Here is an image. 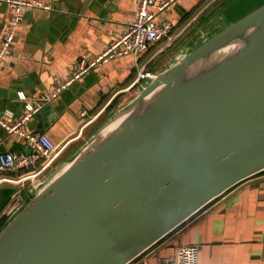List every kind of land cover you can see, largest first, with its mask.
<instances>
[{"label":"water","instance_id":"1","mask_svg":"<svg viewBox=\"0 0 264 264\" xmlns=\"http://www.w3.org/2000/svg\"><path fill=\"white\" fill-rule=\"evenodd\" d=\"M197 63L201 76L184 81ZM263 171L264 4L192 41L20 210L3 212L0 264H129Z\"/></svg>","mask_w":264,"mask_h":264},{"label":"crops","instance_id":"2","mask_svg":"<svg viewBox=\"0 0 264 264\" xmlns=\"http://www.w3.org/2000/svg\"><path fill=\"white\" fill-rule=\"evenodd\" d=\"M40 1L48 9L21 14L11 53L0 63V118L8 123L23 115L25 104H33L40 95L64 84L77 62L103 51L135 20L141 0ZM241 2L245 0H176L163 11L152 7L157 23L171 22V39L152 44L137 61L128 56L95 67L34 114L25 126L26 132L48 136L61 148L59 157L67 160L113 111L138 94L146 81L135 84L139 65L154 74L165 70L197 40L195 34L189 37L212 22L216 12L221 17L218 25L238 18ZM13 17L14 13L0 4V41ZM183 40V46L175 49ZM17 94L24 95L25 100ZM83 111L85 118L80 116ZM26 149L23 138L9 135L0 127V154H20ZM40 167L38 161L22 172L19 169L8 172L11 175H0V216L16 191L24 202L31 197L28 185L17 180ZM185 245L198 247V264H264V171L213 200L142 256L147 262V257L153 256L156 264Z\"/></svg>","mask_w":264,"mask_h":264},{"label":"built area","instance_id":"3","mask_svg":"<svg viewBox=\"0 0 264 264\" xmlns=\"http://www.w3.org/2000/svg\"><path fill=\"white\" fill-rule=\"evenodd\" d=\"M176 0H141L139 10L135 20L115 39H113L103 51L91 59H81L77 62L72 76L62 85L54 88L53 91L40 95L33 104H25L24 112L17 121L8 123L0 118V127L9 135H16L25 140L27 149L25 152L16 154L7 152L0 154V172H14L19 169L35 166L41 161V167L35 173L26 174L17 180V183L29 181V189L37 188L43 181L39 177L44 171L51 167L54 160L59 157L61 148H58L48 136L44 134H29L25 130L26 124L32 116L39 112L44 105L54 100L59 93L68 88L73 82L85 76L95 67L101 66L113 59L131 56L137 61L152 44L164 39H171L173 26L171 22L165 21L157 23L155 12L151 10L156 7L158 11H163ZM0 4L6 5L13 13V19L7 24L3 38L0 41V63L11 53V46L14 41L15 30L24 12H32L36 9H48L40 0H0ZM154 73L139 65L135 84L153 78ZM18 98L25 100V96L17 94ZM86 112H81L82 118L86 117ZM87 124V123H85ZM13 182L12 180H5ZM24 205L20 193L16 192L13 201L4 211L8 216H12ZM199 250L196 245H185L177 247L174 252L157 260L156 264H198ZM129 264H148L141 255Z\"/></svg>","mask_w":264,"mask_h":264},{"label":"rangeland","instance_id":"4","mask_svg":"<svg viewBox=\"0 0 264 264\" xmlns=\"http://www.w3.org/2000/svg\"><path fill=\"white\" fill-rule=\"evenodd\" d=\"M262 4H264V0H245V2H241V9H240V11L237 13V16L236 17H241L242 15H244V14H246L247 12H249V11H251L252 9H254V8H257L258 6H260V5H262ZM219 5V4H218ZM222 6V5H221ZM220 8V7H219ZM217 11V8H216V10H215V12ZM212 12H209V14H211ZM235 17V18H236ZM221 17H219V13L218 12H216L215 14H214V16L211 18V20L210 21H212V22H209V23H205L203 26H201L198 30H196V31H194V33L191 35V37H189V39L190 38H192L193 37V35L195 34L196 36H198V37H201L202 35H204L207 31H210L211 30V28L214 26V25H217L218 24V20H221L220 19ZM230 21V20H229ZM191 30V29H190ZM187 40V39H186ZM185 40V41H186ZM184 40L183 41H181V42H177V44L175 45V49H178L179 47H182L183 46V44H184V42H185ZM174 51H176V50H174ZM171 54L172 53H170L169 55L171 56ZM136 95L134 94L125 104H123V105H121V106H119L117 109H122L123 107H125L126 105H127V103L130 101V100H132L134 97H135ZM108 118V117H107ZM118 120H120V119H118ZM106 121V120H105ZM120 123L117 121V124H115V125H113V127H112V129H114V128H116L118 125H119ZM111 129V130H112ZM63 161H64V157H57L55 160H54V162L52 163V165H51V167L50 168H48L45 172H43L42 174H41V181H43V182H45V177H48V178H50L52 175H54L55 174V172L57 171V168H58V166L60 165V164H62L63 163ZM23 185L25 186V185H28L29 186V181H26L25 183H23ZM28 188V187H27ZM14 190H15V188H13ZM13 190V191H14ZM15 192V191H14ZM17 192V191H16ZM13 196H14V194H13ZM2 199V198H1ZM12 201H13V198H12ZM147 259H148V263L149 264H155L154 263V257L153 256H148L147 257ZM151 261V262H150Z\"/></svg>","mask_w":264,"mask_h":264},{"label":"bare ground","instance_id":"5","mask_svg":"<svg viewBox=\"0 0 264 264\" xmlns=\"http://www.w3.org/2000/svg\"><path fill=\"white\" fill-rule=\"evenodd\" d=\"M236 45H230L229 48H226L222 51H219L217 52L211 59V61L214 63V62H217L218 60H220L221 58H223L225 55H227ZM202 70L199 68V63L195 64L192 66V68H189L187 69V72L185 73L184 75V81H192V80H195L199 77L200 75V72ZM201 76V75H200ZM155 96V93L151 95V97H154ZM147 98L145 100H143L140 104L136 105V107H133V110L131 109V111L127 112L126 114H123L119 119L120 120H116L113 125L117 124V121L121 124L122 122L126 121L132 114L135 113V109L136 108H139L140 106H144L145 105V102H147ZM119 124V125H120ZM112 125V127H113ZM111 127V129H112Z\"/></svg>","mask_w":264,"mask_h":264},{"label":"trees","instance_id":"6","mask_svg":"<svg viewBox=\"0 0 264 264\" xmlns=\"http://www.w3.org/2000/svg\"><path fill=\"white\" fill-rule=\"evenodd\" d=\"M224 1H225V0H221V2H224ZM19 171L22 172L23 169H20ZM20 172H19V173H20ZM6 174H7V175H11V173H8V172H7V173H6V172H0V175H6ZM13 174H16V173H13ZM16 175H17V174H16ZM12 176H13V175H12ZM14 176H15V175H14Z\"/></svg>","mask_w":264,"mask_h":264}]
</instances>
